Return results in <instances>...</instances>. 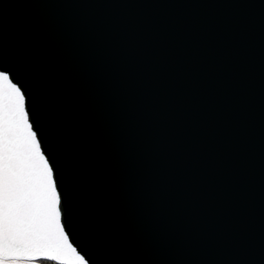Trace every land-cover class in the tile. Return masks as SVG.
Returning <instances> with one entry per match:
<instances>
[{
  "label": "water",
  "instance_id": "obj_1",
  "mask_svg": "<svg viewBox=\"0 0 264 264\" xmlns=\"http://www.w3.org/2000/svg\"><path fill=\"white\" fill-rule=\"evenodd\" d=\"M247 2L47 0L41 13L81 66L151 256L259 253L262 45Z\"/></svg>",
  "mask_w": 264,
  "mask_h": 264
},
{
  "label": "snow or ice",
  "instance_id": "obj_2",
  "mask_svg": "<svg viewBox=\"0 0 264 264\" xmlns=\"http://www.w3.org/2000/svg\"><path fill=\"white\" fill-rule=\"evenodd\" d=\"M48 7L0 5V264H264V3L236 6L258 17L262 45L259 253L217 260L141 251L122 168Z\"/></svg>",
  "mask_w": 264,
  "mask_h": 264
},
{
  "label": "trees",
  "instance_id": "obj_3",
  "mask_svg": "<svg viewBox=\"0 0 264 264\" xmlns=\"http://www.w3.org/2000/svg\"><path fill=\"white\" fill-rule=\"evenodd\" d=\"M45 264H49V262H45Z\"/></svg>",
  "mask_w": 264,
  "mask_h": 264
}]
</instances>
